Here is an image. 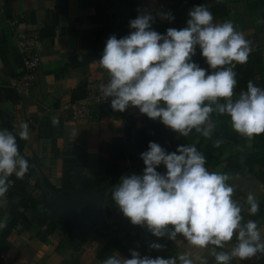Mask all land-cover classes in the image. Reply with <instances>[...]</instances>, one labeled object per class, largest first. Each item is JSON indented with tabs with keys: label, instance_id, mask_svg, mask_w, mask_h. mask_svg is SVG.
Returning a JSON list of instances; mask_svg holds the SVG:
<instances>
[{
	"label": "crops",
	"instance_id": "1",
	"mask_svg": "<svg viewBox=\"0 0 264 264\" xmlns=\"http://www.w3.org/2000/svg\"><path fill=\"white\" fill-rule=\"evenodd\" d=\"M182 2L191 4L188 12L202 4L208 9L224 5L228 12L222 22L231 21L235 29L251 42V81L257 86L264 80V0ZM140 12L154 16L153 30L161 34L166 32L167 20L161 15L162 12L168 13L164 0H12L8 4L6 0H0V130L6 129L16 136L20 155L29 164V192L37 202L36 206H31L10 191L0 197V225H5L0 228V236L12 242L1 258L3 264H102L106 258L118 253L108 244L106 237L96 234L101 226L93 228L82 241H78L70 220L61 218L58 222L65 229L59 228L45 235L40 223L46 222L47 217L36 218L35 215L46 203L44 186L50 192L62 193L58 181L63 152L85 158L90 179L108 174L107 166L100 162V149L111 140H125L127 128L130 129V142L126 152H137L134 146L136 125L144 115L138 109L123 115L92 107L90 119H73L58 108L73 102V91L78 87L85 85L87 89L91 82L109 78L107 71L96 61L101 58L109 36L115 35L119 39L128 35L132 31L129 21ZM26 30H37L40 34L38 52L41 65L35 75L34 87L28 96H22L14 90V85L24 74L16 37ZM200 67L209 73L212 71L208 65ZM238 95L234 89L233 99ZM53 116L59 118L57 125L52 124ZM211 120L215 124L211 138L203 137L195 129L183 137L161 123L165 130L161 147L171 153L181 145L195 146L205 155V167L210 172L232 177L228 183L235 188L234 200L243 204L247 195L253 193L259 203L254 221L264 239V185L254 174L244 171L229 173L225 163L230 156L243 161L250 153L264 151V133L248 139L232 129L227 115L214 112ZM21 122L28 124V140H21L18 136ZM217 139L222 141L219 147L214 146ZM125 164L127 169L122 176L143 174V161L134 164L126 161ZM156 171L163 174L166 169L161 164ZM113 186L105 198V222L123 218L127 231L133 236L142 242L151 241L155 236L147 228L131 224L115 205L111 196ZM246 208L245 205L242 212L244 222L252 220ZM21 220L29 222L23 230L19 228ZM101 233L99 231V235ZM235 243L233 237L224 249L217 251H229ZM163 245L164 248L157 252L159 257L187 253L194 264H199L195 261L198 255L204 256L207 264H216L214 257L208 255V249L193 247L179 235L175 241L167 239ZM230 264H264V257L243 261L234 259Z\"/></svg>",
	"mask_w": 264,
	"mask_h": 264
},
{
	"label": "clouds",
	"instance_id": "2",
	"mask_svg": "<svg viewBox=\"0 0 264 264\" xmlns=\"http://www.w3.org/2000/svg\"><path fill=\"white\" fill-rule=\"evenodd\" d=\"M161 15L174 20L171 12ZM187 15L186 27L168 28L161 34L152 29L154 16L140 12L129 21L132 31L128 35L119 39L110 35L96 61L109 75L108 83L100 88L104 98H111L113 111L136 108L183 137L195 129L211 138L214 112L227 115L232 129L248 139L264 133V89L249 80L246 91L233 99L237 85L234 68L247 63L251 42L231 21L215 23L203 4ZM197 46L210 73L192 61ZM58 123L59 118L53 116L52 124ZM19 129V138L28 140V124L21 122ZM221 143L217 139L214 146ZM140 158L143 174L122 176L111 194L131 224L147 228L157 238L175 241L179 235L193 247L208 249L216 264L264 257V239L256 221L244 222L242 216L245 205L250 216L258 213L257 198L249 193L243 204L234 200L235 188L228 183L232 177L210 172L205 155L195 146L181 145L168 153L158 143L149 142ZM161 164L166 169L163 174L156 171ZM28 169L16 136L0 130V197L9 189V177L15 174L22 179ZM233 237L236 243L229 251H217ZM149 248L159 251L164 245L152 242ZM129 251L131 258L116 253L102 264H194L187 253L152 258ZM195 261L207 264L204 256H196Z\"/></svg>",
	"mask_w": 264,
	"mask_h": 264
},
{
	"label": "trees",
	"instance_id": "3",
	"mask_svg": "<svg viewBox=\"0 0 264 264\" xmlns=\"http://www.w3.org/2000/svg\"><path fill=\"white\" fill-rule=\"evenodd\" d=\"M12 0H6L7 4ZM168 12L174 16V20H167L168 28L181 29L186 27V21L188 19L187 8L191 4L182 2V0H164ZM213 15L214 22L219 23L226 17L227 9L224 5H218L209 9ZM262 29V28H261ZM193 62L199 66H206L204 58L200 55L199 46L196 47V55L192 57ZM253 65V64H252ZM251 60L248 57L247 63L237 64L234 68L236 72L237 85L235 91L240 93L242 90L246 91L247 83L251 80L250 75ZM258 87L264 89V80L259 82ZM86 94V86H80L73 91L72 101L82 99ZM144 124V126H142ZM137 137L134 142V146L137 152L128 154L126 152L127 145L130 142V129L127 128L125 140H111L108 143H104L100 149L99 158L102 165L107 166L108 174L99 175L96 178L90 179L87 176V164L86 159L77 157L71 152L65 151L61 154V175L59 178V187L62 193H71L76 190L83 191H96L104 186L110 177H112L118 171L119 167L124 165L126 161L130 163H140V153L148 149L149 142H156L161 146L160 140H163L165 130L161 126L159 120L154 121L149 119L146 115L139 118L136 125ZM166 148H169L166 147ZM139 151V152H138ZM229 173H235L237 171H244L246 173L254 174L256 179L264 185V151L254 152L245 156L243 161H239L238 158L230 156L225 161ZM29 177L30 174L26 173L22 179H18L16 176H10V186L8 191L13 195L18 196L31 206H36V199L29 192ZM114 204V203H113ZM247 207V206H246ZM45 216L46 222H41L40 226L43 229L42 232L48 235L59 228H64L58 221L61 218L46 216L43 212H37L36 218ZM256 215L248 217L255 220ZM50 217V218H48ZM29 225L28 221H19V228L25 229ZM171 227V226H169ZM101 231V235H99ZM98 236L106 237L108 244L114 248L121 256L125 258H131L129 250H136L141 256H150L156 258L157 250L149 248V244L152 242L163 244L167 237L157 238L154 237L149 242H142L133 236L125 227V220L118 218L112 222H104L103 225L96 230ZM12 242L8 239L0 236V264L1 258L7 253L11 247Z\"/></svg>",
	"mask_w": 264,
	"mask_h": 264
},
{
	"label": "water",
	"instance_id": "4",
	"mask_svg": "<svg viewBox=\"0 0 264 264\" xmlns=\"http://www.w3.org/2000/svg\"><path fill=\"white\" fill-rule=\"evenodd\" d=\"M126 169V164L120 166L116 174L96 191L54 193L44 186L46 203L40 206L39 210L46 216L65 218L73 222L74 235L78 241H82L90 230L102 226L105 222L104 204L107 192Z\"/></svg>",
	"mask_w": 264,
	"mask_h": 264
},
{
	"label": "built area",
	"instance_id": "5",
	"mask_svg": "<svg viewBox=\"0 0 264 264\" xmlns=\"http://www.w3.org/2000/svg\"><path fill=\"white\" fill-rule=\"evenodd\" d=\"M39 41L40 34L37 30H26L16 37V49L21 58L24 74L14 85V90L22 96H28L34 87L35 75L41 65ZM108 80L109 78L91 82L82 99L64 104L58 110L73 119H90L92 107H99L112 113L129 114L134 108L130 107L124 112L113 111L110 106L111 98H104L100 88L106 85Z\"/></svg>",
	"mask_w": 264,
	"mask_h": 264
}]
</instances>
